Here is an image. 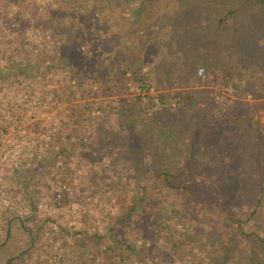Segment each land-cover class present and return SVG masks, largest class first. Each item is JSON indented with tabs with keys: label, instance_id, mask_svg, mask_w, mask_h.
<instances>
[{
	"label": "rangeland",
	"instance_id": "obj_1",
	"mask_svg": "<svg viewBox=\"0 0 264 264\" xmlns=\"http://www.w3.org/2000/svg\"><path fill=\"white\" fill-rule=\"evenodd\" d=\"M33 1L35 5L25 3L26 7H22L0 0V17L5 20L2 25L0 22V70H3L0 84L11 88L24 78L17 70L16 60L34 64L35 60L21 47L35 44L38 52L28 53L35 57L47 55L46 62H50L45 70L38 72L43 76L39 84L49 101L47 120L40 115L37 123L48 126V120L55 119L63 122L64 127L60 140L55 141L43 160L30 166L21 164V169L12 172L9 186L16 197L32 202L33 210L28 216H21L16 210L0 211V264L5 263L2 261L5 256H17L12 263L19 261V264H240L241 257L255 260L262 250L253 243L252 236L264 238V197H261L264 147L257 142L252 128L241 122L250 112L245 104L253 103L254 97L245 94L244 89L236 94L230 87L220 93L228 96L230 102L219 97L218 107L211 106L207 95L219 90L210 82L213 73L207 75L202 67L199 71L204 70V75L198 72L202 83L187 88L197 101L193 110L177 109L176 103L161 109L157 102L155 113L142 116L137 112L139 92L130 90L127 98L133 114L129 119L133 120L135 130L154 128L148 144H143L139 152L138 147L133 150L128 146V131L115 137L114 128L118 129L120 124L107 115L109 106L103 102L118 97L83 98L81 93L73 91L80 79L92 74L100 83L117 67L116 42L109 32L103 37L105 19L96 11L97 1L66 0L71 6L74 4L71 15L77 17L79 28L91 31L74 40L73 35L63 38L56 48L52 44L56 40L53 30L62 27L63 20L55 16L62 0ZM150 1L160 5L159 2L167 0ZM234 7L238 10L237 24L251 20L254 33L251 43L257 49L252 51L249 46L248 58L255 71L261 70L264 68V0H217V9L210 14L229 16ZM59 15L63 17L62 13ZM53 16L55 25L50 24ZM119 17V23L127 24V20ZM232 24V21L228 23L231 29ZM91 32L95 33L91 35ZM42 45H50L51 49L44 51ZM144 45L134 44V52L146 51L141 49ZM60 46L63 48L57 50ZM65 54L77 57L82 63L76 60L69 63ZM85 62L90 63L87 70L83 69ZM237 75L241 77L235 82L239 86L245 88L246 82H252L258 90V80L248 77L251 71L245 69ZM92 91L96 93L98 88L94 86ZM150 95L157 96V91ZM97 101L101 102V108L92 105L88 121L82 122L74 112L75 106ZM252 122L264 125V109L254 111ZM164 130L174 134L172 140L162 136ZM72 135L88 137L92 143L101 138L105 146L79 152L80 144L70 149L73 143L68 138ZM184 158L191 159L190 168L185 167ZM156 165L167 168L180 182L185 180L198 195L191 197L188 192L182 195V191L157 186ZM145 172L147 176L142 177ZM144 184L148 189L143 188ZM64 186L67 190H63V199L56 200L54 192ZM43 193L51 202L48 210L37 211L34 204L43 198ZM259 202L260 215L251 218ZM228 217L241 219L242 231ZM145 232L151 236L146 237ZM141 251L146 255L141 256ZM121 254H125V259Z\"/></svg>",
	"mask_w": 264,
	"mask_h": 264
},
{
	"label": "trees",
	"instance_id": "obj_2",
	"mask_svg": "<svg viewBox=\"0 0 264 264\" xmlns=\"http://www.w3.org/2000/svg\"><path fill=\"white\" fill-rule=\"evenodd\" d=\"M9 1L22 7H26L25 3L35 5L33 0ZM96 1L98 6L96 11L99 12V15L104 16L105 21L109 20V22L104 21L102 25V30L105 31L103 37H106L108 35L107 32H109L116 42L115 56L117 60L115 66L117 67L107 76H104L103 81L100 83L97 82L96 76L92 74L80 79L77 82V86L73 87V91L81 93L83 98L91 96L99 97L101 95L105 97H118L103 101L109 106L106 111L107 115L113 117L120 124L118 129L113 127L116 130L115 137L121 134V132L128 131V146L132 147L133 150L138 147L139 152L140 148L144 147L143 144H148L154 132L153 127H147L140 131L135 130L136 126L133 120L129 119L130 115L133 114V106H131L132 104H130L127 98L130 90L139 92L136 100L140 105V109L137 112L142 116L155 113L158 108L157 102L161 104V109L164 106L168 105L170 107V105L172 106L173 103H176L177 109L193 110L197 106V101L193 92L187 90V88L202 83L201 77L198 75L199 69L202 67L205 68L207 75L211 72L213 73L212 75L214 76L210 82L219 90V93L214 92V95H207L211 106L218 107L216 103L219 97H222L224 102H230L228 96L220 94L224 89L230 87L236 90V94L237 91L244 89L245 94L254 97L253 103L245 104L249 106L250 112L241 119V122L242 125L252 128L255 137L258 139L257 142L264 147V131L261 128V126L264 128V125L259 122H252L254 111L264 109V68L255 71L248 58L250 56V48L252 51L257 49L256 45L251 43L254 35L250 27L251 20L242 22L240 25L237 24L235 22L238 15L236 7L230 10L229 16L210 14L212 13L210 11L217 9V0H198L196 2H192L191 0H167L159 2L160 5L156 1L150 0ZM156 3L159 5L158 8ZM60 6L61 8L58 11L56 9L53 10V12L57 11L55 16L61 22L63 20L62 27L53 30V36H55L56 40L54 39L55 41L52 44L55 48L59 46V40L63 38L66 40L70 35H73L74 40L77 37L90 34L91 31L79 28L77 25V17L71 15V11L74 10V7H72L74 4L71 6L66 0H62L60 1ZM245 7H248V4H245ZM94 9L95 7L89 11L92 12ZM32 10L36 9L32 8ZM169 10L170 13L167 15ZM61 13L63 17L59 15ZM118 15H120L119 19L127 20V24L119 23ZM55 16L51 18L50 24L52 25L56 21L53 19ZM2 19L0 17L1 25L2 21H5ZM230 21L233 22L232 29L228 27ZM122 29H126L128 32L123 34ZM94 33L91 32V35ZM73 40H71L70 46L74 44ZM141 43H145L141 47L142 50L147 51L145 48L148 47L150 50L147 53L146 51H138L139 53L136 54L134 52V44L136 46ZM21 48L23 52L28 54V57L35 60V63L26 65L21 62V59L16 60L18 63L17 70L21 71L24 78L34 79L41 75V73H38L39 71L45 70V63L49 57L47 55L35 57L28 53L26 46H22ZM62 48L63 46H60L57 50ZM127 54L128 58H126ZM65 55L69 56H67L69 63L75 60L82 63L77 57H71L69 54ZM40 57H43V59ZM70 65L72 66L71 68H74L72 64ZM83 66V69L87 70L90 67V63L85 62ZM245 69L251 71V75L248 76L249 78L258 80V90L254 88L255 83L252 82H246L245 88L235 83L241 79L237 74H241ZM2 74L3 70H0V75ZM94 86L98 88L96 93L92 91ZM153 90L157 91V96L150 95ZM142 94L145 95L144 98L141 96ZM100 104L101 102L98 101L94 103L82 102L80 105L75 106L74 112L76 116L82 119V122H87V114L91 112L92 105L100 109ZM219 111H222V109ZM145 126L150 125L146 124ZM170 132L164 130L162 136L166 135V140H172L174 134H170ZM90 135L91 138L92 134ZM167 135L169 136L167 137ZM102 136L105 138L107 134L103 133ZM68 139L70 143H73L70 149H74L80 144V147H78L80 149L79 152H86L93 146L96 149H101V147L105 146L104 140H101V138L99 140L95 139L94 143L89 138L85 142L86 137L82 136L72 135ZM168 150H171V148H167ZM184 159L185 167L190 168L191 159ZM154 173H157V179H159L157 180V186L161 185L162 189L165 190L167 188L182 191V195L188 192V195L191 197L198 195L185 180L180 182L177 176L168 171L167 168H157L156 165ZM147 174L145 172L142 174V177H146ZM143 188L145 190L148 189L145 184ZM263 193H261V197H264ZM260 203L256 205L251 213V218L260 215L258 210ZM228 221L234 225L236 224L237 228L242 231L243 221L241 219L228 217ZM145 235L148 238L151 236L149 232H145ZM252 237H255L253 243L262 251L255 260L251 258L250 260H246L245 257H241L239 259L240 264H264V256L262 257V252L264 254V238L257 237V235H253ZM140 255L145 256L146 252L141 251ZM120 257L125 259L126 256L125 254H121ZM13 259L15 261L18 257L5 256L2 261L5 262L3 264H19V261L12 263Z\"/></svg>",
	"mask_w": 264,
	"mask_h": 264
},
{
	"label": "built area",
	"instance_id": "obj_3",
	"mask_svg": "<svg viewBox=\"0 0 264 264\" xmlns=\"http://www.w3.org/2000/svg\"><path fill=\"white\" fill-rule=\"evenodd\" d=\"M40 47L44 51L51 49L50 45ZM26 48L29 52H38L35 44L28 43ZM45 65L49 66L50 62ZM199 75L203 76L204 70H200ZM42 78L40 75L34 79L20 78L11 88L7 84H0V211L16 210L21 216H28L32 212V202L15 196L9 186L14 175L12 172L19 169L21 164L30 166L43 160L55 141L60 140L64 127L63 122L55 119H49L48 126L37 123V120H41L40 115L45 120L48 115V96L39 84ZM63 190H67V187L54 192L56 200L63 199ZM42 196L34 204L37 211L48 210L51 202L45 193Z\"/></svg>",
	"mask_w": 264,
	"mask_h": 264
}]
</instances>
